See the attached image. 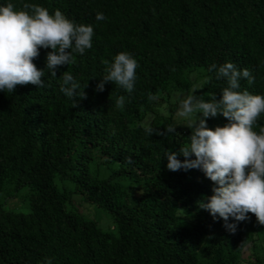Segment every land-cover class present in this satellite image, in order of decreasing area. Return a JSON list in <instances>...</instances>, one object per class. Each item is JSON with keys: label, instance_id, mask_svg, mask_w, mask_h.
Returning a JSON list of instances; mask_svg holds the SVG:
<instances>
[{"label": "trees", "instance_id": "trees-1", "mask_svg": "<svg viewBox=\"0 0 264 264\" xmlns=\"http://www.w3.org/2000/svg\"><path fill=\"white\" fill-rule=\"evenodd\" d=\"M195 85L182 131L162 107ZM247 247L264 264V0H0V264Z\"/></svg>", "mask_w": 264, "mask_h": 264}, {"label": "rangeland", "instance_id": "rangeland-1", "mask_svg": "<svg viewBox=\"0 0 264 264\" xmlns=\"http://www.w3.org/2000/svg\"><path fill=\"white\" fill-rule=\"evenodd\" d=\"M197 87L198 85H195L188 93L173 94L169 99L173 111H171L166 104L162 107L163 110L161 112L164 117L171 115L174 125L182 131H186L187 129L197 130L199 127L201 104L199 97L196 94ZM151 120L152 116L149 115L145 118L143 124L148 125ZM73 200L74 206L82 215L90 219H95L104 229L111 227V220L105 213L93 206L80 202L77 197H73ZM7 205L13 209H19L21 199H8ZM256 255H261V250L258 247L252 249L248 247L245 248L242 253L243 264L253 263Z\"/></svg>", "mask_w": 264, "mask_h": 264}]
</instances>
